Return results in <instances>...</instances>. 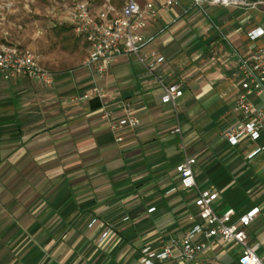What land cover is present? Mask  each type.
Listing matches in <instances>:
<instances>
[{"label": "crops", "instance_id": "obj_1", "mask_svg": "<svg viewBox=\"0 0 264 264\" xmlns=\"http://www.w3.org/2000/svg\"><path fill=\"white\" fill-rule=\"evenodd\" d=\"M136 1L159 8L167 0ZM66 5L50 26L61 40L71 31ZM257 30L263 4L177 0L142 32L151 41L141 54L161 58L156 65L123 55L100 77L28 48L55 78L46 87L0 76V264H138L143 248L184 236L207 188L218 214L258 210L247 243L263 258L264 152L252 153L264 134L234 147L221 138L238 119L239 62L264 47V35L250 38ZM155 77L179 86L175 110L161 103ZM92 86L106 98L75 100ZM123 101L139 123L114 132L110 124L126 117ZM188 158L195 188L183 190L175 169ZM239 252L216 241L199 263L237 264Z\"/></svg>", "mask_w": 264, "mask_h": 264}, {"label": "built area", "instance_id": "obj_2", "mask_svg": "<svg viewBox=\"0 0 264 264\" xmlns=\"http://www.w3.org/2000/svg\"><path fill=\"white\" fill-rule=\"evenodd\" d=\"M213 3L228 5L243 3L248 6L263 4L264 0H209ZM198 2V0H196ZM177 5V0H167L159 8L151 3L141 7L136 0H119L117 4L106 0L103 6L94 11L84 0H67L65 7L66 20L73 35L81 39L87 47V56L81 66L98 76H104L108 69L123 55L133 56L136 61L145 65L148 57L153 65L162 62L155 54L142 55L141 52L151 39H146L142 32L149 21L158 17L159 11ZM264 35L263 30L250 34L251 39ZM152 65V66H153ZM0 76L7 81L10 78L26 77L39 82L46 87L54 83L55 75L40 65L36 55L28 48L18 46L0 47ZM161 86L163 95L161 103L175 110L182 91L176 84ZM104 99L106 92L92 86L88 93L75 100ZM264 47L255 49L246 59L239 62V84L232 112L238 119L221 133V138L230 146L238 145L241 139L256 141L264 134ZM126 117L110 124L112 131L122 128H134L139 121L133 116L131 105L121 102ZM106 118L110 117L108 110L104 111ZM179 130L176 129L177 133ZM120 141V139H118ZM264 152V146L256 148L252 155ZM193 159H184L176 166L179 184L183 190L195 188L193 175ZM217 194L207 188L198 191L194 201L196 213L189 216L192 222L190 229L180 239H171L167 244L154 250L145 247L139 252L138 264H200L199 256L216 241L234 244L239 247L237 264H264V257L256 254V248L248 246L246 228L251 224L258 210L234 219V212L228 210L218 214L213 210Z\"/></svg>", "mask_w": 264, "mask_h": 264}, {"label": "rangeland", "instance_id": "obj_3", "mask_svg": "<svg viewBox=\"0 0 264 264\" xmlns=\"http://www.w3.org/2000/svg\"><path fill=\"white\" fill-rule=\"evenodd\" d=\"M64 1L0 0V47L30 48L44 62L48 56L55 55V61L63 62L64 67L69 70L81 66L87 56L82 40L76 38L71 31H66L64 39L61 40L50 27L59 14L64 15L59 7L67 4ZM84 1L97 11L106 0ZM111 2L117 4L118 0Z\"/></svg>", "mask_w": 264, "mask_h": 264}, {"label": "water", "instance_id": "obj_4", "mask_svg": "<svg viewBox=\"0 0 264 264\" xmlns=\"http://www.w3.org/2000/svg\"><path fill=\"white\" fill-rule=\"evenodd\" d=\"M247 1H255V0H247Z\"/></svg>", "mask_w": 264, "mask_h": 264}]
</instances>
